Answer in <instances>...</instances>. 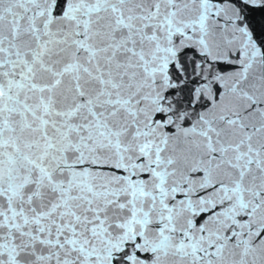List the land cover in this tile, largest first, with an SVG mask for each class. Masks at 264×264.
<instances>
[{
    "label": "snow or ice",
    "instance_id": "1",
    "mask_svg": "<svg viewBox=\"0 0 264 264\" xmlns=\"http://www.w3.org/2000/svg\"><path fill=\"white\" fill-rule=\"evenodd\" d=\"M0 264H264V0H0Z\"/></svg>",
    "mask_w": 264,
    "mask_h": 264
}]
</instances>
